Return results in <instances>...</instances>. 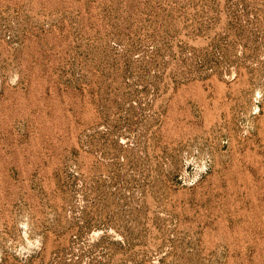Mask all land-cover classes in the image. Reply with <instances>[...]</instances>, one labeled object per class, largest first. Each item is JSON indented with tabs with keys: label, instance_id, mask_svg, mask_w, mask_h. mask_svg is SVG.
<instances>
[{
	"label": "rangeland",
	"instance_id": "374dc122",
	"mask_svg": "<svg viewBox=\"0 0 264 264\" xmlns=\"http://www.w3.org/2000/svg\"><path fill=\"white\" fill-rule=\"evenodd\" d=\"M0 264H264V0H0Z\"/></svg>",
	"mask_w": 264,
	"mask_h": 264
}]
</instances>
